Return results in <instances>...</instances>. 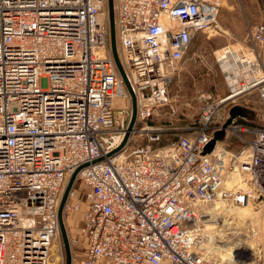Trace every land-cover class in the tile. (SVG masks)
<instances>
[{
    "label": "built area",
    "instance_id": "1",
    "mask_svg": "<svg viewBox=\"0 0 264 264\" xmlns=\"http://www.w3.org/2000/svg\"><path fill=\"white\" fill-rule=\"evenodd\" d=\"M113 5L136 100L118 150L132 109L110 50L107 0H0V264H58V207L76 170L64 214L81 212L86 247L71 264H256L244 246L224 256L201 248L210 216L198 206L264 202V124L234 117L214 139L229 116L222 106L256 91L264 111V23L247 25L243 48L219 49L228 92L207 103L201 126L162 144L164 129L149 122L191 44L225 34L222 0ZM240 172L245 187L233 181ZM216 225L214 244L227 247L222 232L236 233ZM68 239L72 256L80 241Z\"/></svg>",
    "mask_w": 264,
    "mask_h": 264
},
{
    "label": "rangeland",
    "instance_id": "2",
    "mask_svg": "<svg viewBox=\"0 0 264 264\" xmlns=\"http://www.w3.org/2000/svg\"><path fill=\"white\" fill-rule=\"evenodd\" d=\"M231 11H233V13L237 12L240 15L247 13L251 14L256 20L250 21V25L264 23V0H222V7L219 13L220 16L221 14H228V12ZM247 23L248 22L245 21H231L228 23L232 28L236 29L237 27H241L243 29V35L241 37L231 38L229 32V36H226V34H216L208 38L201 37L198 41L191 44L188 53L180 62L178 70L172 76L168 84L166 91L167 101L158 109L157 115L149 122L166 129V138L164 137V139L170 138L169 141H171L178 136L195 132L201 126V115L207 103L224 96L228 92V86L221 67L216 60V55L221 54L219 49L225 45L231 46L234 49L243 48ZM232 106L233 105L222 106L220 109L221 113H223V111H229ZM235 106L239 107L244 113V118L239 120L242 124L251 126H261L264 124V111L256 91L243 95L236 102ZM247 137H249V135ZM164 139L162 135V142L166 144L167 141H164ZM230 146L231 149L236 150L239 147V143L233 142ZM76 187L79 189L81 188L80 182H77ZM72 201H74V199H71V202ZM263 204L264 203H257L256 209L246 208V212L258 211L257 214L251 216L250 220L244 219L241 222L236 214H230L229 216L235 223L232 225L234 229L230 231L236 232L234 230L242 224L256 229L257 235L250 238H254L255 240V245L251 246L252 249L260 250V256L256 264H264ZM234 207L244 208L243 206L232 205L230 207H223L222 211L224 213H229V209H233ZM73 212L74 211L65 213L64 220L68 221L69 217H75V227H78L82 217L81 212ZM218 223L220 224V222ZM211 224L213 223H209V225ZM75 227L70 229L66 227L68 236L75 237L80 241L79 246H77L79 249L83 246L86 247L85 239L78 235ZM241 238L247 240L248 237H244L241 234ZM61 241L62 239L59 233L55 241L57 247L51 256V260H55L57 256L59 260L58 264H65L64 248ZM236 241L237 239H234V242Z\"/></svg>",
    "mask_w": 264,
    "mask_h": 264
},
{
    "label": "bare ground",
    "instance_id": "3",
    "mask_svg": "<svg viewBox=\"0 0 264 264\" xmlns=\"http://www.w3.org/2000/svg\"><path fill=\"white\" fill-rule=\"evenodd\" d=\"M224 66L225 65H223V67ZM243 175L244 174H242L241 172L235 174L234 178H233V181H235L236 183L241 184L243 187H245L244 176ZM257 203H260V202L252 201L251 199H249L246 204L237 205V206H243L244 208H241V207H234L233 209L230 208L229 209V213L228 212L224 213L222 211V208L226 207V206L230 207L232 205H229L225 201L220 200V199H215L214 201H212L209 204H201V205H199L198 208L201 210V212H208L209 216H210L208 221L205 223L206 225H205V228L203 230L204 239L202 240V242L200 244V247L201 248H205L208 251H213L214 253H216L219 256H224V255L228 254L231 251L232 248H234V247H243L244 246V247H247L248 249H250V251H252L251 254L255 256L256 260H258V257L260 256V250L259 249L258 250L257 249H255V250L252 249L251 246L255 245V240H254V238L250 239L251 237H253L251 235L248 236L247 240H244L239 235H237L238 232L230 231L231 233H236L233 236H229V235L226 236L222 232V236H220V234H219V236L221 238L225 237L226 241L228 242L227 247L226 246H222V245L221 246H216L214 244V236L217 234V229H215V227H217V225H216L217 222H220V224L218 223V226H221V228L224 227V229L226 228V229L232 230V229H234V228H232V225H234L235 223L229 217L230 214H236L237 217L240 218L241 222L244 219L250 220L251 216H253V214H257L258 211H252L251 212L249 210L250 212H246L247 211L246 208L247 209H256L257 208V206H256ZM262 203H264V202H262ZM73 213H75V212H73ZM76 215H77V213H76ZM68 223H69V221L64 220L65 227H67ZM209 223H213V224L209 225ZM241 226L246 227L248 225L242 224ZM237 229H238V227H237ZM66 231H67V229H66ZM234 231H236V229ZM252 231L254 233H256V235H257L256 229H252ZM263 234H264V231H263ZM234 239H237L238 242L237 241L234 242ZM56 247H57L56 242H54L53 245H52V251L53 252L56 250ZM9 255H10L9 259L14 258V256H15V251H14V248L12 246H10ZM57 259H58V257L56 256V259L54 260L55 263H56Z\"/></svg>",
    "mask_w": 264,
    "mask_h": 264
},
{
    "label": "water",
    "instance_id": "4",
    "mask_svg": "<svg viewBox=\"0 0 264 264\" xmlns=\"http://www.w3.org/2000/svg\"><path fill=\"white\" fill-rule=\"evenodd\" d=\"M107 8H108V18H109V41H110L111 54H112L113 59L115 61L116 67H117V69H118V71H119V73H120V75H121V77L125 83V86H126L128 92L130 93V96H131L132 115H131V119L129 122L128 131H127L121 145L116 149V150H118L126 143L128 137H129V131L132 129V127L135 123L136 100H135L134 91L130 85L127 74H126V72H125V70L121 64V61H120V58L118 55V51H117L116 37H115V19H114L113 0H107ZM242 113L243 112L239 107L233 106L230 113H229V116L227 117V119L225 120V122L222 125V129L219 131H216L214 133V139L221 140L224 136L225 128L231 124L232 119L234 117H236L237 115H241ZM77 171L78 170L74 171L72 173V175L70 176L69 180L67 181V184H66L65 189L62 193L61 200H60L59 207H58V222H59L60 235H61L63 248H64L65 264H71L72 256H71V248H70V244H69L68 234H67L66 227L64 224V207H65V204L68 200L69 191L71 190V188L75 182V177H76Z\"/></svg>",
    "mask_w": 264,
    "mask_h": 264
},
{
    "label": "crops",
    "instance_id": "5",
    "mask_svg": "<svg viewBox=\"0 0 264 264\" xmlns=\"http://www.w3.org/2000/svg\"><path fill=\"white\" fill-rule=\"evenodd\" d=\"M219 20H220L219 21L220 22V25H221L222 29L224 30L226 36H229V32H230V34H231L230 37L231 38H235V37H241L243 35V29L241 27H237L236 29L235 28H232L228 24L229 22H231V21H242V22H244L245 21V22H248L247 24H250V21L256 20V19H254L252 17V15L249 14V13L243 14V15L241 14L240 15L237 12H234L233 13V11H231V12H228V14H221V16L219 14ZM247 24H246V26H247ZM263 57H264V55H263ZM231 109L229 110V113H230ZM242 118H244V114L243 113L241 115H237L236 116V119L238 120V122H241L239 120L242 119ZM162 135H163V139H164V137L166 136V129H164ZM169 139L170 138L164 139V141H167L168 142ZM162 144H164V143L162 142ZM68 221H70L68 223V225H67L69 228L75 227V223H74L75 217L74 218L73 217L72 218L69 217V220ZM84 251H85V246L81 247L80 249L78 247L77 248H74V251H73V254H72V261H71V263H74V262L80 260L83 257V255H84ZM64 263H65V261H64ZM98 264H106V263H105V261H101Z\"/></svg>",
    "mask_w": 264,
    "mask_h": 264
},
{
    "label": "trees",
    "instance_id": "6",
    "mask_svg": "<svg viewBox=\"0 0 264 264\" xmlns=\"http://www.w3.org/2000/svg\"><path fill=\"white\" fill-rule=\"evenodd\" d=\"M244 114V113H243Z\"/></svg>",
    "mask_w": 264,
    "mask_h": 264
}]
</instances>
